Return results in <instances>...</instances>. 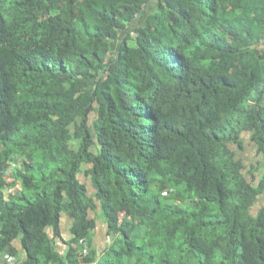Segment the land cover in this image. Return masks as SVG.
<instances>
[{"label": "trees", "instance_id": "trees-1", "mask_svg": "<svg viewBox=\"0 0 264 264\" xmlns=\"http://www.w3.org/2000/svg\"><path fill=\"white\" fill-rule=\"evenodd\" d=\"M152 2L0 0L1 261L264 264V0Z\"/></svg>", "mask_w": 264, "mask_h": 264}, {"label": "rangeland", "instance_id": "rangeland-1", "mask_svg": "<svg viewBox=\"0 0 264 264\" xmlns=\"http://www.w3.org/2000/svg\"><path fill=\"white\" fill-rule=\"evenodd\" d=\"M154 1L155 0H153L152 4L154 3ZM254 94L255 92H253L252 95ZM243 140H244L243 148L237 151V155L238 157H241L243 159V162L247 166V169H250V164H257V162L260 160V157H257L255 145L249 139L248 135H245ZM80 178L81 180L86 181L83 176H80ZM88 188L90 189L89 185ZM13 192L14 190H12V188L7 189V193H13ZM263 205H264V197L262 196L258 197V200L251 208V212L255 213ZM94 233H95L94 235L95 244L98 248V251H102L104 246L108 243V238L106 237L105 234V225L103 224V220L101 216L98 217V225Z\"/></svg>", "mask_w": 264, "mask_h": 264}, {"label": "built area", "instance_id": "built-area-1", "mask_svg": "<svg viewBox=\"0 0 264 264\" xmlns=\"http://www.w3.org/2000/svg\"><path fill=\"white\" fill-rule=\"evenodd\" d=\"M1 257H3L4 261L0 260V264H15V258L13 256L2 254Z\"/></svg>", "mask_w": 264, "mask_h": 264}, {"label": "clouds", "instance_id": "clouds-1", "mask_svg": "<svg viewBox=\"0 0 264 264\" xmlns=\"http://www.w3.org/2000/svg\"><path fill=\"white\" fill-rule=\"evenodd\" d=\"M81 243H83V242H81ZM82 251H83L84 254L87 253L88 250H87V247L85 245H83Z\"/></svg>", "mask_w": 264, "mask_h": 264}, {"label": "crops", "instance_id": "crops-1", "mask_svg": "<svg viewBox=\"0 0 264 264\" xmlns=\"http://www.w3.org/2000/svg\"><path fill=\"white\" fill-rule=\"evenodd\" d=\"M63 224H64V225H67V221L65 220Z\"/></svg>", "mask_w": 264, "mask_h": 264}]
</instances>
